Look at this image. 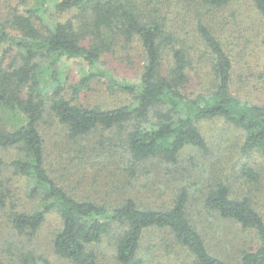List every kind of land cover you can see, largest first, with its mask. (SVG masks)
Returning a JSON list of instances; mask_svg holds the SVG:
<instances>
[{"label":"trees","instance_id":"1","mask_svg":"<svg viewBox=\"0 0 264 264\" xmlns=\"http://www.w3.org/2000/svg\"><path fill=\"white\" fill-rule=\"evenodd\" d=\"M175 1L177 6L183 4V0ZM196 1L194 8L188 6V12L197 16L191 30L178 23V14L171 16L173 0H60L52 16L47 0H35V6L0 20V149L19 151L10 166L26 179L29 197L41 205L30 212L13 207L14 230L34 237L49 213H57L62 225L54 234L53 248L73 264H100L93 246L109 234L117 237L116 257L121 264H142L141 243L151 230L172 235L192 256V264H226L210 251L192 221L191 192L186 185L177 188L171 203L163 207L143 205L132 194L115 204L79 196L73 181L66 175L59 180L49 168L43 131L44 121L52 116L67 130L68 140L98 130L117 132L123 161L133 177L138 176L137 165L153 161H160L173 175L184 150L209 152L201 124L217 118L241 130L243 152L256 150L264 155V103L232 92V58L203 18L231 0H200L197 6ZM251 1L264 20V0ZM71 10L78 12L79 24L61 21L56 15ZM118 42H137L142 50L143 68L135 81L119 78L103 66V57ZM75 60L87 68L72 84L75 97L93 81L103 80L111 93L121 91L132 101L84 105L66 97L61 66ZM194 60L208 65L212 84L207 91H190ZM3 168L0 160V186L5 182ZM243 172L258 180L248 165ZM203 204L208 211L254 229L258 247L243 251L242 264H264V216L250 196L235 197L229 184L219 182L204 191ZM3 205L5 194L0 193ZM47 261L34 252L24 258V264Z\"/></svg>","mask_w":264,"mask_h":264},{"label":"rangeland","instance_id":"2","mask_svg":"<svg viewBox=\"0 0 264 264\" xmlns=\"http://www.w3.org/2000/svg\"><path fill=\"white\" fill-rule=\"evenodd\" d=\"M58 1L46 2L51 16L54 4ZM199 1H196V6ZM175 2H171V16L178 14V23L191 30L197 22V16L188 12V6L191 4L194 8V0H183L181 6ZM35 4V0H27L26 3L24 0H0V20H6L13 11ZM201 10L204 12L206 9ZM190 14L187 23L186 17ZM56 15L61 21L72 20L79 24L78 12L75 10L56 12ZM203 18L214 27L217 37L232 58V92L249 101L264 103V20L252 1L231 0L222 10L207 13ZM3 45L6 47V44ZM2 49L0 47V53ZM143 59L137 42L129 45L118 42L114 50L102 60L103 66L115 76L135 81L142 72ZM61 70L66 82L63 93L68 98H77L76 103L113 106L132 101V97L121 91L111 93L103 80L93 81L75 97L72 84L86 72L85 64L78 60L70 61L62 65ZM211 77L207 63L194 60L190 69V91H207L212 84ZM44 122L49 168L59 180L66 175L69 181H73L78 186L74 192L79 196L115 204L132 194L143 205L163 207L171 203L174 192L184 184L191 192L189 215L212 253L221 257L226 264H242L243 251L258 247L259 238L254 229L245 228L204 208V191L210 185L223 182L230 185L233 196H250L259 213L264 216V155L256 150L243 152V133L224 119H212L201 124L209 152L191 148L184 150L173 175L160 161L137 165L136 177L131 175L123 161L122 142L117 132L98 130L82 139L68 140L67 130L56 118L51 116ZM19 155L15 149H0L5 180L0 186V193L5 194V205L0 206V264H24L25 255L29 252L48 260L41 264H73L58 256L53 248L54 234L62 225L57 213H49L34 237L20 234L12 226L13 207L28 212L41 207L39 200L29 197L26 179L16 175L10 166L11 161ZM245 165L255 170L257 181L246 177L243 172ZM80 178L82 181L79 183ZM116 239L115 234H109L93 246L100 264H121L116 257ZM141 244L138 257L143 259L142 264L193 262L187 250L176 244L166 231L146 232Z\"/></svg>","mask_w":264,"mask_h":264}]
</instances>
